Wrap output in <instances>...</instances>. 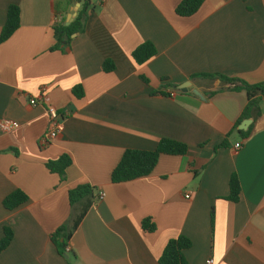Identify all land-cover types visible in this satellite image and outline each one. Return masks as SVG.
<instances>
[{"label": "crops", "instance_id": "crops-1", "mask_svg": "<svg viewBox=\"0 0 264 264\" xmlns=\"http://www.w3.org/2000/svg\"><path fill=\"white\" fill-rule=\"evenodd\" d=\"M181 2L91 0L85 31L52 51L55 26H66L80 2L0 0V33L9 7L20 9L19 28L0 44V120L20 125L0 133V240L5 227L14 233L0 264H159L179 236L192 243L189 264H264V99L242 138L231 132L246 93L201 77L264 82V0H205L191 17L177 15ZM147 42L157 54L138 65L132 53ZM106 60L114 71H103ZM41 94L66 114L48 145L46 105L30 104ZM162 139L188 153L162 155L150 175L112 183L125 151H154ZM62 155L72 160L65 181L46 168ZM233 175L237 203L228 200ZM79 185L98 199L62 256L51 236L77 214L69 191ZM16 190L29 200L8 211L3 200ZM146 219L154 233L143 231Z\"/></svg>", "mask_w": 264, "mask_h": 264}, {"label": "trees", "instance_id": "trees-1", "mask_svg": "<svg viewBox=\"0 0 264 264\" xmlns=\"http://www.w3.org/2000/svg\"><path fill=\"white\" fill-rule=\"evenodd\" d=\"M82 4L77 12L74 21L69 25H57L54 28L55 45L51 48L52 51L65 50L70 46L72 36L81 34L85 31L88 10L91 0H76ZM205 0H182L177 6L176 13L181 17H191L198 12ZM20 26V9L18 6L12 5L7 12V19L0 33V44L7 41ZM157 54L156 48L151 43L140 45L132 53V58L138 65H143ZM103 71L112 72L115 66L112 61L106 60L103 63ZM198 76H193L196 78ZM201 77L215 79L221 81L225 85L233 87L234 91L245 92L247 96V104L242 112L241 117L235 124L233 132H237L242 138L249 135L248 131H240L238 127L245 120H256L261 115L260 102L264 99V82L258 84H249L245 81L229 78L219 74L202 75ZM146 84L149 81L141 78ZM72 93L77 98L83 97L81 87H74ZM155 95L170 96L168 93L156 92ZM221 147H227L223 143ZM189 147L178 141L170 139H162L158 143L154 151H139L127 150L123 154L120 162L111 173V181L114 184L131 182L139 178L150 175L158 164L162 155L185 156L188 153ZM72 165V160L68 155H62L57 160H51L46 163V168L53 174L60 176L62 181L66 180V171ZM230 194L228 200L237 203L240 199L241 186L236 175H233L229 183ZM99 197V195H98ZM95 189L90 185H79L69 191V201L72 209H75L77 204H81L77 214H74L70 225L59 228L52 236L51 241L55 246L58 254L66 256L65 249L68 243L77 230L80 223L84 219L86 213L90 209L92 203L97 201ZM28 196L21 190H16L8 195L3 200V206L8 211H13L28 202ZM213 218V214H212ZM142 229L148 233L156 231V225L151 219H146L142 222ZM14 237L13 230L9 227L4 228L3 238L0 240V254L5 251L11 244ZM192 243L184 236H179L172 239L166 245L162 255L159 258V264H189L185 258L184 252L190 249Z\"/></svg>", "mask_w": 264, "mask_h": 264}, {"label": "built area", "instance_id": "built-area-1", "mask_svg": "<svg viewBox=\"0 0 264 264\" xmlns=\"http://www.w3.org/2000/svg\"><path fill=\"white\" fill-rule=\"evenodd\" d=\"M59 17H55V21H58ZM38 103L46 105V112L48 116V124L45 135L42 138V144L48 145L52 140L56 139L60 132L63 130V122L66 114L59 112L53 105L48 101V98L45 94H41L38 98H31L30 104L35 106ZM19 123L11 120H0V133L6 134L10 133L19 128ZM236 150L241 148V144H237L234 147ZM102 194H100V198ZM190 198V194L186 196ZM65 252L68 254L70 248L67 246ZM207 264H213V260H208Z\"/></svg>", "mask_w": 264, "mask_h": 264}, {"label": "water", "instance_id": "water-1", "mask_svg": "<svg viewBox=\"0 0 264 264\" xmlns=\"http://www.w3.org/2000/svg\"><path fill=\"white\" fill-rule=\"evenodd\" d=\"M79 7H80V4L79 3H77L76 4V8H74V11H75V13L71 16V18H70V22L66 25V26H69L73 21H74V19L76 18V16H77V11H78V9H79ZM75 35H73L72 37H74ZM186 88H183V89H181V90H183L184 92H186V91H191L194 95H196V96H198L199 98H201V99H204L203 98V96L196 90V89H189V90H185ZM251 123H252V120H245V121H243L242 123H241V125L239 126V130L240 131H246L247 129H248V127L251 125Z\"/></svg>", "mask_w": 264, "mask_h": 264}]
</instances>
